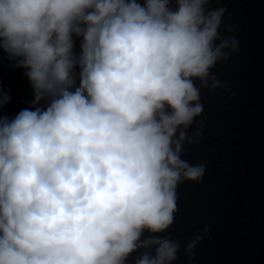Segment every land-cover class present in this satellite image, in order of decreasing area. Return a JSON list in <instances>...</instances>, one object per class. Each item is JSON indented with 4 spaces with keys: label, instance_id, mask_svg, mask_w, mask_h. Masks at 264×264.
Returning a JSON list of instances; mask_svg holds the SVG:
<instances>
[{
    "label": "clouds",
    "instance_id": "9594fccd",
    "mask_svg": "<svg viewBox=\"0 0 264 264\" xmlns=\"http://www.w3.org/2000/svg\"><path fill=\"white\" fill-rule=\"evenodd\" d=\"M213 0H0L29 106L0 114V264H175L166 234L212 71L240 51ZM11 100L0 87V109ZM209 228L183 245L189 264Z\"/></svg>",
    "mask_w": 264,
    "mask_h": 264
},
{
    "label": "water",
    "instance_id": "95a60500",
    "mask_svg": "<svg viewBox=\"0 0 264 264\" xmlns=\"http://www.w3.org/2000/svg\"><path fill=\"white\" fill-rule=\"evenodd\" d=\"M227 9L240 51L212 70L231 90L201 93L203 112L189 134L184 158L206 163L203 178L177 187V212L166 234L181 241L175 264H189L183 245L207 226L191 264H264V0H213ZM228 34V33H224ZM0 87L10 102L0 114L14 116L29 106L31 88L23 70L0 51Z\"/></svg>",
    "mask_w": 264,
    "mask_h": 264
}]
</instances>
